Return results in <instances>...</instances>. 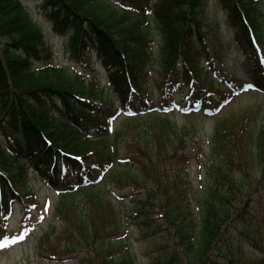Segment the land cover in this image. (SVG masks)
Masks as SVG:
<instances>
[{"label":"trees","instance_id":"obj_1","mask_svg":"<svg viewBox=\"0 0 264 264\" xmlns=\"http://www.w3.org/2000/svg\"><path fill=\"white\" fill-rule=\"evenodd\" d=\"M118 1L43 0L56 32L67 35L72 58L84 64L93 50L102 60L110 83L103 87L97 78L56 66L30 9L19 0H0V233L6 234L15 202L27 210L39 204L28 187L33 169L48 186L62 189L59 225L40 238L42 256L139 264L128 238L136 219L156 237L152 264H235V233L249 238L264 209V127L256 121L261 106L218 120L195 207L181 183L190 163L181 150L193 131L156 107L153 93L166 99V89L182 83L191 86L192 98L205 101L219 85L216 61L224 64L226 55L218 52L215 61L208 51L206 0ZM219 6L249 55V81L258 85L263 69L254 43L264 44L263 1L219 0ZM219 46L229 49L226 41ZM118 103L120 111L146 109L151 117L140 118V112L111 136ZM107 179L131 187L133 216L108 200L101 189Z\"/></svg>","mask_w":264,"mask_h":264},{"label":"rangeland","instance_id":"obj_2","mask_svg":"<svg viewBox=\"0 0 264 264\" xmlns=\"http://www.w3.org/2000/svg\"><path fill=\"white\" fill-rule=\"evenodd\" d=\"M22 1L30 8L35 21L44 30L47 43L53 50L54 63L57 66L67 68L74 73L88 72L93 78L95 76L98 77L103 85L108 83L107 72L102 62L97 59L95 53L90 55L92 63L90 70L86 69L81 63L73 61L68 49L67 38L54 31L53 24L44 8L43 0ZM262 1L264 4V0ZM205 16L204 31L207 35L208 50L211 55H215L216 57L218 56V52L224 53L223 56L226 55L224 70L222 69V78H229L227 80L233 81L232 77H237L240 85L250 76L251 67L248 63L246 52L239 47L234 38L227 17L219 6V0H206ZM150 26L153 34L157 35L158 30L154 20L151 21ZM220 41H226L229 44V49H226V53L224 50L221 51L219 49ZM261 48L263 49L262 45ZM154 72L155 70H152V75L150 76L153 83L155 82V77H153L155 76ZM212 89L211 96H209L211 101L209 102L216 104L217 100L220 101L227 97L229 98L228 102L223 103L220 109L208 111V108H204L201 111L196 112L193 110V113L187 114L185 111L193 108L186 107V103H189V88L187 86L181 85V87H177L169 94L168 99L165 100L158 92L153 93L155 95V105L167 104L172 109V112L169 114L171 121L175 122L178 127H188L189 130L193 131L192 134L185 137V148L181 150L186 154L190 162L181 175V183L186 188L187 197L195 203V207L197 206L196 200L205 187V163L207 161V158L204 156L205 151L218 120L222 117L228 118V116L239 109L261 106L262 111L256 121L258 128L264 127V84L261 85L258 91L242 86L240 92H236V95L231 94L230 91L227 92L220 84H216ZM106 92L108 97L113 96V91ZM99 106L103 110L101 104ZM197 106L200 107V103ZM134 119H126L122 116L116 120L114 129L118 130L122 127V123L134 121ZM28 187L30 188V193L32 192L37 196L39 204L29 205L28 222L25 223L22 229H17L19 219L23 215V212H21L22 206L18 204L15 206L16 215L10 221L7 235H0V243L7 245V247L0 248V264H79L81 260L80 255H73L62 261L40 255L38 251L40 238L45 232L50 230L51 226L59 225L56 210L60 203L61 191L48 187L43 177L33 169H30ZM101 189L107 194L106 197L109 198L107 199L111 200L122 211L125 217L135 214L132 209L135 202L129 196L130 186L122 188L121 185L116 186L107 179L101 185ZM83 198V195L79 194V199ZM46 208L47 211H45ZM258 213L256 225L252 226L249 231V239L243 236V234L241 235V233H235L236 244L234 246V256H232L233 260L249 263L264 259V209H261ZM139 223L136 219L131 220L128 230L129 242L139 259V264H152L154 262L152 252L157 248L154 244L156 237ZM21 235L24 236L22 240L18 239ZM234 263L238 264V262Z\"/></svg>","mask_w":264,"mask_h":264},{"label":"snow or ice","instance_id":"obj_3","mask_svg":"<svg viewBox=\"0 0 264 264\" xmlns=\"http://www.w3.org/2000/svg\"><path fill=\"white\" fill-rule=\"evenodd\" d=\"M249 87H251V86H249ZM45 211H47V208L45 209ZM18 239L22 240V239H24V236L21 235ZM4 247H7V245H4L3 243H0V248H4Z\"/></svg>","mask_w":264,"mask_h":264}]
</instances>
